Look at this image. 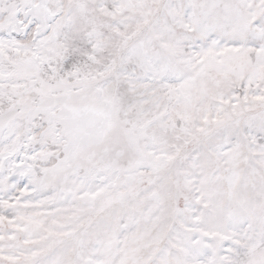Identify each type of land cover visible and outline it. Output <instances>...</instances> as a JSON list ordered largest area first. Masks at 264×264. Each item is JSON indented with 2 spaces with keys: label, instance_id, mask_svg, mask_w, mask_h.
<instances>
[{
  "label": "rangeland",
  "instance_id": "obj_1",
  "mask_svg": "<svg viewBox=\"0 0 264 264\" xmlns=\"http://www.w3.org/2000/svg\"><path fill=\"white\" fill-rule=\"evenodd\" d=\"M24 1L0 0V264H264V0H45L36 40Z\"/></svg>",
  "mask_w": 264,
  "mask_h": 264
},
{
  "label": "bare ground",
  "instance_id": "obj_2",
  "mask_svg": "<svg viewBox=\"0 0 264 264\" xmlns=\"http://www.w3.org/2000/svg\"><path fill=\"white\" fill-rule=\"evenodd\" d=\"M21 8V18L16 13L11 32L16 36L25 37L34 27L32 29L34 40L42 37L47 30L48 21L53 17L45 7V0H38L36 3L33 0H25Z\"/></svg>",
  "mask_w": 264,
  "mask_h": 264
}]
</instances>
